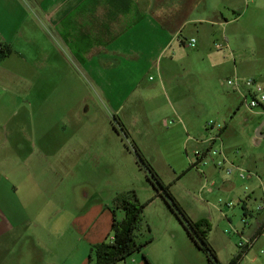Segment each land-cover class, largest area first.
<instances>
[{"label":"crops","instance_id":"crops-1","mask_svg":"<svg viewBox=\"0 0 264 264\" xmlns=\"http://www.w3.org/2000/svg\"><path fill=\"white\" fill-rule=\"evenodd\" d=\"M252 31L253 39L249 41L247 36ZM24 34L34 36L33 40L25 39ZM190 39L196 41L194 48L186 46ZM21 41L34 44L35 56L30 65L22 55ZM214 44L223 49L216 50ZM0 46V180L7 182L3 194L18 190L23 170L33 174L31 167L44 163L52 166L58 146L65 142L67 145L69 135L80 129L70 123L61 128L44 123L58 118L67 122L83 118L90 122L98 111L103 117L117 116L123 111L136 117L147 108L159 118L172 113L173 124L179 127L175 136L185 150L189 142H194L200 146L199 151H205L208 141L217 138L213 145L217 144L221 155L192 165L200 172V167H204L216 175L221 169L215 168L213 161L225 158L227 163H234L221 148L220 136L225 135L226 126L203 121L201 109L194 112L190 108L187 113L165 98L162 101L160 91L180 76L208 85L232 77L259 82L257 78L263 74L258 71L259 63L264 61V0H0ZM250 53L253 57H249ZM29 72L33 80L26 77ZM27 84L35 85L36 119L34 141L30 144L36 146V152L32 157H25L24 151L28 146V129L21 102L27 96ZM75 85L82 86L77 94ZM232 93L223 101L226 112L243 105L242 95ZM176 97L173 92V103ZM69 99H76L78 110L74 113L67 108L60 110V102ZM101 102L107 103L109 110ZM258 108L264 110V105ZM135 120L134 131L139 124ZM208 123L214 125L207 127ZM263 129L261 125L258 136L252 138L254 146L261 144ZM82 130L89 133L90 124ZM142 154L148 160L155 159L147 151ZM249 172L253 174L249 178L240 179L233 172L227 175L230 178L219 180L216 190L225 202H218L221 208L211 206L229 225L239 222L247 226L239 232L240 240L251 238L257 227L264 224V185L258 180L264 182V163H255ZM201 173L200 190L213 193L216 182L207 183L205 172ZM10 177L13 185L9 184ZM241 185L251 190L245 194ZM155 201L163 200L156 197ZM229 203L231 206H226ZM162 209L164 214L169 213L164 205ZM187 216L209 226L206 238L219 264H229L240 253L229 238L215 236L214 213L199 211ZM245 218L247 225L242 223ZM147 242L140 251L141 259L134 264H154L142 254L152 243ZM197 253L199 264H207L204 254L198 249ZM172 254L162 247L154 260H168ZM241 261L264 264V236L255 240Z\"/></svg>","mask_w":264,"mask_h":264},{"label":"rangeland","instance_id":"rangeland-1","mask_svg":"<svg viewBox=\"0 0 264 264\" xmlns=\"http://www.w3.org/2000/svg\"><path fill=\"white\" fill-rule=\"evenodd\" d=\"M252 35L253 31L247 36L249 41L253 39ZM28 37L33 40L34 36L25 37L24 34L25 39ZM19 47L24 48L21 54L30 65L35 56L34 44L21 41ZM248 55L253 57L251 53ZM258 71L263 73L257 79L264 86V61L259 63ZM32 72L25 74L28 79L33 80ZM185 77H176L175 83L163 85L161 91L159 88L161 100L165 98L171 105H179V109L187 113L190 108L194 112L201 109L203 121L225 125V135L220 136L221 148L237 167L253 171L255 163L263 165L264 129L259 146L253 145L252 138L264 121V110H249L242 105L233 112H226L223 101L233 93L225 85V79L219 84L208 85L201 83V80L195 82L193 77L191 80ZM79 89L82 86L75 85V94ZM173 92L177 95V103H173ZM34 94L35 85L27 84V96L21 102L26 111L24 124L28 129L25 157H32L36 152V146L30 144L34 141L36 119ZM122 103L126 104L125 101ZM101 104H105L109 110L107 103ZM63 108L76 112V99L74 102L70 99L60 102V110L63 111ZM111 115L103 117L102 112L98 111L90 122L83 118L73 122L61 121L60 118L47 121L44 125L54 123L61 128L70 123L80 129L76 130L77 134L69 135L67 145L65 142L58 146L57 158L52 166L44 163L31 167L33 174L23 170L21 186L17 191L3 194L7 182L0 180V264H94L92 247L108 243L112 236V212L116 220L123 218V212L113 207L114 198L131 192L144 205L140 229L134 232L135 242L142 244L152 241L142 254L149 256L154 264H199L197 249L182 225L164 201H155L156 193L160 190L157 184L153 186L147 179L150 175L137 158L135 150L154 155L155 159L148 160L142 154L162 184L169 186L171 195L187 215L199 211L214 213L215 236L219 234V238H229L238 249L240 239L233 231L241 232L247 226L239 222L234 226L229 225L211 208L212 205L217 206L219 201L225 202L216 189L219 180L230 178L223 173L226 167L218 170L217 176L210 169L200 167L207 176V183L216 182L212 187L213 193L201 191L202 173L192 166L195 162L193 152L199 151L200 146L189 142L184 149L177 140L178 136H175L174 131L179 127L173 124L175 116L172 113L159 118L156 112L147 108L139 115V122V116L126 114L125 111L118 112L117 116ZM134 118L139 123L136 131V126L132 125ZM178 118L181 119L180 116ZM181 121L184 123L183 119ZM89 124L90 131L84 134L82 128ZM14 183L10 177L9 184ZM250 190L241 185L242 192L248 193ZM163 205L169 213L164 214ZM162 247L173 254L168 260L155 261L154 256ZM140 253L134 252L117 264H134L136 259H141ZM239 264L248 263L241 261Z\"/></svg>","mask_w":264,"mask_h":264},{"label":"trees","instance_id":"trees-1","mask_svg":"<svg viewBox=\"0 0 264 264\" xmlns=\"http://www.w3.org/2000/svg\"><path fill=\"white\" fill-rule=\"evenodd\" d=\"M135 152L137 158L150 175L147 179L153 186L157 184L160 190L157 191L156 196L165 202L186 231L189 239L204 254L207 264H219L215 251L206 238L209 226L204 222H193L171 195L169 186L163 185L149 163L145 161L142 154L138 150H135ZM113 207L123 212V218L119 221L116 220L114 212H112V236L108 243L104 242L92 247L91 253L95 258L94 264H117L120 261H124L126 257L134 252H140L148 243L137 244L134 239V232L140 229L144 208V205H141L137 201L135 195L132 192L117 195L113 200ZM244 254L245 252H240L229 264H239Z\"/></svg>","mask_w":264,"mask_h":264},{"label":"built area","instance_id":"built-area-1","mask_svg":"<svg viewBox=\"0 0 264 264\" xmlns=\"http://www.w3.org/2000/svg\"><path fill=\"white\" fill-rule=\"evenodd\" d=\"M196 44L195 39H190L186 42V46L189 48H194ZM214 48L218 51L222 50L223 47L220 44H214ZM2 48L0 46V52ZM225 85L230 88L232 91L240 93L243 98V105L246 106L249 110L261 107L264 105V86L257 82L253 78H241V77H232L224 80ZM213 123H208L207 127H212ZM217 138H212L208 141V147L205 151H195L194 159L196 163H205L208 158L215 159L221 155L220 148L214 147L213 143ZM225 158L216 159L213 161L214 167L217 169H224L226 175H231L233 172H236L240 179H245L253 176V174L247 170H244L240 167L234 166L231 163L226 164ZM262 185L264 182L258 178ZM246 194V193H245ZM221 205V202H219ZM226 206H231V204H226ZM244 225H247L246 218L242 220ZM233 234L239 235L238 231H233ZM264 236V224L257 227L255 235L251 238H243L238 243V249L240 252H247L254 244L255 240L258 237Z\"/></svg>","mask_w":264,"mask_h":264},{"label":"water","instance_id":"water-1","mask_svg":"<svg viewBox=\"0 0 264 264\" xmlns=\"http://www.w3.org/2000/svg\"><path fill=\"white\" fill-rule=\"evenodd\" d=\"M261 125H264V121L262 122V124H261ZM255 136H258V132H257V134H256Z\"/></svg>","mask_w":264,"mask_h":264}]
</instances>
